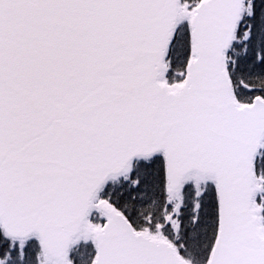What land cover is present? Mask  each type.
<instances>
[{"label": "snow or ice", "instance_id": "obj_1", "mask_svg": "<svg viewBox=\"0 0 264 264\" xmlns=\"http://www.w3.org/2000/svg\"><path fill=\"white\" fill-rule=\"evenodd\" d=\"M0 264H264V0H0Z\"/></svg>", "mask_w": 264, "mask_h": 264}]
</instances>
